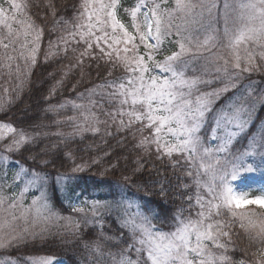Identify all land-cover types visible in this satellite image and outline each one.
<instances>
[{
	"label": "snow or ice",
	"instance_id": "snow-or-ice-1",
	"mask_svg": "<svg viewBox=\"0 0 264 264\" xmlns=\"http://www.w3.org/2000/svg\"><path fill=\"white\" fill-rule=\"evenodd\" d=\"M169 2L137 0L133 7L124 9L131 20L126 26L118 16L119 0H82L77 23L69 27L65 22L64 34L50 41L44 54L45 61L60 54L53 51L56 48L64 56L69 51L74 55L76 63L69 66L65 76L82 69L85 58L106 66L107 73L103 83L78 93V99L86 103L72 102L78 115L64 122L71 123L73 131L51 135L62 137L66 143L83 138L85 133L101 134V126L104 135L112 136L108 129L115 127L116 134H125L118 141L122 150L131 145L130 152L143 153L134 161L133 175L117 182L112 200H96L89 205L92 220L117 212L120 226L127 229L132 242L113 250L110 245L117 241L101 232L84 247L95 264H237L226 252L238 221L257 248L252 253L253 264H264V195L249 198L247 193L234 192L230 183L242 173L256 171L254 162L264 161V118L258 116L264 109V89L243 83L251 73L264 70V0H224L222 30L214 23L218 0H171V7ZM6 3L8 7L0 5V72L15 75L19 83L11 91L19 96L38 62L43 30L27 15V4L17 0ZM197 26L202 39H193ZM166 42H174L177 50L164 54ZM81 46L83 51L76 55ZM61 83L57 81V85ZM214 83L220 86L211 87ZM8 95L10 90L3 89L0 109L11 102L5 99ZM65 106H52L49 111L58 112ZM210 115L215 144H208L202 135ZM257 119L260 124L252 131ZM242 134L247 136V147L240 151L235 142ZM38 137L39 133L29 134L11 123H0V141L8 139L0 149V161L7 165L10 154L34 145ZM46 152L41 149V153ZM37 155L27 159L35 162ZM110 156L106 153L76 164L72 172H85L105 157L110 160ZM153 156L150 171L159 176L160 168L180 170L196 189L194 197L184 198L188 207L176 210L174 230L168 232L157 229V215L147 200L142 204L129 196V190L135 188L136 193L150 198L151 185L160 183L135 181L136 173H142ZM49 162L40 161L44 165ZM17 164L13 183L0 180V249L42 236L53 226L59 227L61 221L70 234L78 233L80 223L62 216L49 200L43 187L46 177ZM118 166L119 158L105 171H115ZM24 177L28 178L18 192L8 191ZM62 179L70 177L64 175ZM36 188L40 194L25 207L26 194ZM159 190L166 196L162 184ZM72 212L84 214L85 223L92 222L85 208L73 206ZM31 259L32 264L54 261L51 256Z\"/></svg>",
	"mask_w": 264,
	"mask_h": 264
},
{
	"label": "trees",
	"instance_id": "trees-1",
	"mask_svg": "<svg viewBox=\"0 0 264 264\" xmlns=\"http://www.w3.org/2000/svg\"><path fill=\"white\" fill-rule=\"evenodd\" d=\"M79 8L80 0H30L26 13L43 30L38 62L31 69L28 80L20 90L19 96L11 91L19 83L15 79V75L9 76L6 70L0 72V94H3V89H9L10 95L6 96L5 99L11 101L0 109V123H11L17 129H23L29 134L39 133L34 145L26 146L19 153L10 154L11 159L9 161L14 165H11L13 167L6 165L5 168L0 166V174H4L7 182L11 184L10 175L18 169L17 162L29 169H35L37 173L46 177L49 195L57 209L62 208V206L64 208L62 196L58 191L59 183L63 186L65 197L69 199L112 200L117 189V182H122L123 176L133 175V169L136 167L134 161L138 155H143V153L130 152L131 145H129V149L122 150V146L118 144V141L125 134H116V129L112 127L108 129L113 133L112 136L104 135V130H102L101 134L85 133L83 138L75 137L66 143L62 142V137L51 135L58 131L64 134L73 131L72 124L64 122L67 117L78 115V112L71 106L72 102L86 103V100L78 99V93H84L87 89L103 83L107 75L104 71L105 68L101 66L94 68L92 65H88L85 59L82 69H75L65 76V72L68 71L70 65L76 63V59L70 51L67 56H64L63 53H60V48L53 49V51L60 54L48 61L44 59L45 44L52 40L57 41V38L64 33L65 22L70 23L73 21L76 14L80 12ZM169 47L172 48L170 44L169 46L168 43L165 44L164 54L169 53ZM57 81H62V83L57 85ZM74 85H76L75 89L73 88ZM54 87L56 89L55 94L51 95V90ZM256 88L264 89V85L258 83ZM61 104L66 106L60 111H49L52 106ZM258 116L264 118V109L260 110ZM58 120L61 123L57 124L56 121ZM259 124L260 119H257L252 126V131H256V126ZM45 133L49 135H45ZM243 139L246 141L247 136L245 135ZM54 145L56 147H53ZM246 145L247 143L241 146L246 147ZM41 149H47V152L41 153ZM106 153H111L110 160L105 157L102 163L90 167L85 172H72L76 164L104 157ZM32 154H38L35 162L27 159ZM125 157L128 158L125 159ZM118 158L119 166L116 170L105 171L108 169L109 163L116 164ZM42 160L50 162L44 165L40 163ZM154 162L155 157L153 156L152 162L147 164L142 173H136L135 175L136 182H160L151 185L153 188L151 197H145L143 193H136L135 188L129 190V196L142 204L147 200V206L151 207L153 214L157 215L158 219H161V221L158 219L155 221L158 223L157 225L168 228L172 225H169V223L175 221L174 214L176 210L187 206L184 198L190 194L189 183L184 180L185 176L180 170L174 172L171 167L160 168L161 175L158 176L155 171H150ZM254 164L257 169L256 174L260 175L258 179L264 180V161H256ZM157 167H159L158 164ZM64 175H67L70 179L64 181L62 179ZM161 184L166 196L161 195L159 190ZM9 190L11 191V188ZM133 193H135V196H133ZM53 235V233L47 232L35 238L29 237L22 244L12 245L0 250V256L16 259L21 264H25V256L48 253L59 257L67 264H80L76 260V256L79 255L78 249L72 251L71 247L66 248L63 242L57 243ZM230 244H233L232 248H234H231L232 253L229 254L232 261L238 264L239 261L245 260L248 261V264H253L255 258L252 253L257 248L250 243L247 235L236 229L235 225ZM230 244L228 248L231 247ZM235 247L238 248L235 250ZM85 253L89 256V253Z\"/></svg>",
	"mask_w": 264,
	"mask_h": 264
},
{
	"label": "rangeland",
	"instance_id": "rangeland-1",
	"mask_svg": "<svg viewBox=\"0 0 264 264\" xmlns=\"http://www.w3.org/2000/svg\"><path fill=\"white\" fill-rule=\"evenodd\" d=\"M31 1H33V0H31ZM17 2L28 5L30 0H17ZM81 3H82V0H80V5H81ZM119 3H120V7L118 10V16L126 24V26H130V23H131L130 17L125 14L124 9L125 8L130 9L131 7H133L137 3V0H119ZM0 5H3L4 7H8L6 0H0ZM223 5H224V0H218L217 7H216L214 14H213L215 26L221 30L223 29V21L221 18V14L223 11ZM168 6L169 7L172 6L171 0L169 2ZM79 11H80V8H79ZM78 15H79V13L76 14V17ZM20 18H22V17H20ZM204 19H205V21H207L209 19L207 13H205ZM75 23H77V21L74 17V20L71 21L70 23H67V25L70 27L71 25H73ZM14 27H18V26L14 25ZM129 30H131L130 27H129ZM197 37H199L201 39L203 38L201 31L199 29V26H197L196 29H194V31H193V39H195ZM173 41H174V38H173ZM52 42H55V40H52ZM167 43L168 42H166L165 44H167ZM48 44H49V42L47 44H45L46 51H48ZM169 44L171 45L172 48L169 47L170 51L168 54H170L171 51L177 50V47H176L174 42L168 43V46H169ZM83 47L84 46H81L77 50L76 55H78L80 51H83ZM164 48H165V45H164ZM60 53H62L61 50H60ZM158 58H162V56L158 57ZM85 59H86L88 65H92L94 68L96 66H98L96 62L88 60L87 58H85ZM100 66L103 68H106V66H104L103 64H101ZM104 71L106 73L105 69H104ZM243 83L245 85L250 83L254 88H256L258 83H261L262 85H264V70L255 71V72L251 73L249 78L245 79L243 81ZM219 86H220L219 84H215V83L213 85H211V87H219ZM204 90H210V89H204ZM220 103H223V101H221ZM219 106H220V104L218 103L216 105V107H219ZM101 118L103 119L102 116H101ZM101 127H102V130H104L103 126H101ZM112 128L115 129V127H112ZM211 128H212V117L210 115L208 117V122H207L206 127L202 130V135L204 136V138L208 142V144H215L216 141L211 139ZM147 134H148V132L146 131L145 135H147ZM244 136L245 135L242 134L241 137L237 138V141L235 142L236 150L242 151V150H244V148L247 147V145H246V147L241 146V145L247 143V140L245 141L243 139ZM7 142H8L7 138L4 141H0V149H2L3 145ZM7 165L9 167H13L11 165H14V164L11 161H9L7 163ZM0 166L5 168L6 165L2 161H0ZM17 171H18V169L15 171V173ZM15 173H13V174H15ZM13 174L10 175L12 183H13V178H14ZM259 177H260V175L256 174L255 171L254 172H245V173H242L237 179L230 181V183L233 186L234 192H236L238 194L239 193H242V194L247 193L249 198H252V197H255L258 195H264V180L258 179ZM27 178L28 177H24L21 181H15L14 187L11 188V191L10 190H8V191L18 192L20 187H22L23 180H26ZM4 179H6L5 175L0 174V180H4ZM184 180L188 181V183H189V190H190L189 195L194 197L196 189H195V186L193 184V181L187 177H185ZM58 183L59 182L57 181V184ZM47 184L48 183L46 181V183L43 185V187L46 190V193H47L49 200L51 201V203L55 207V204L53 203V201L49 195V188H48ZM58 187H59L58 191H59L60 195L62 196V203L64 204V208L62 206V208L57 209L55 207V209L58 210L62 216H71L74 221H78L80 223V229H79V232L76 233L75 235L70 234L69 231L65 230L64 221H61L59 227L53 226L49 232L54 234L53 237H54V239H56L57 243L63 242L65 247L67 248L68 246H70L72 251H77V249H78L79 255L76 256L77 262H79L80 264H95V262L91 261L89 259V256H87V254L85 253V252L88 253V250L84 247V243L88 242V241L96 240L100 236L101 232H103L104 234H106L108 236L113 237L117 241V243L110 245V247L113 250H115L117 248L126 247L127 244L132 242L130 234L128 233L127 229L122 228L120 226L119 216H118L117 212H113L111 215H104L99 220H92L91 213L89 210V205L92 201H96L95 199H86V198H84L82 200L69 199L68 197H65V195L63 193V186L61 183L58 184ZM39 194L40 193H39L38 188L30 189L29 192L26 194V197L24 200L25 207H27L31 203V200L34 196H38ZM73 206L85 208V212L88 214L87 219L91 220L92 222L91 223H85V215L84 214L73 213L72 212ZM187 207H188V205L184 208H187ZM252 207H255V206H252ZM242 210L243 209H240L238 211H242ZM257 210H259V209H257ZM158 220L161 221V219H158ZM154 223H156V222L154 221ZM156 224H158V223H156ZM170 224H172V225H170ZM169 225L170 226L168 228H163V227L157 225V229L165 231V232L172 231V230H174V227H175V221L169 223ZM235 226H236L237 230L243 232L244 235H247L245 233V231L240 228L238 221L235 223ZM36 237H38V236H36ZM230 245H231V247L228 248L227 252H226V255H228V256H229V254L232 253V249H234V248H232L233 244H230ZM228 247H229V245H228ZM236 248H238V247H235V250H236ZM229 249H230V251H229ZM0 250H2V249H0ZM107 250L108 249L106 248L105 251H107ZM132 254H133V258H134V249L132 250ZM47 256L54 257L53 264H67L66 262L62 261V259H60L59 257L54 256V255H49L48 253H42L40 255H33V256H25V258H26L25 264H32L31 258L47 257ZM0 264H21V262H19L16 259H11L8 257H1L0 256Z\"/></svg>",
	"mask_w": 264,
	"mask_h": 264
}]
</instances>
